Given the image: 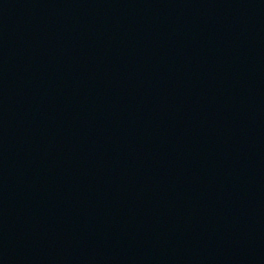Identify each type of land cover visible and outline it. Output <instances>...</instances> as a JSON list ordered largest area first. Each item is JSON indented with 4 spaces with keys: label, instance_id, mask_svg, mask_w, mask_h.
<instances>
[{
    "label": "water",
    "instance_id": "obj_1",
    "mask_svg": "<svg viewBox=\"0 0 264 264\" xmlns=\"http://www.w3.org/2000/svg\"><path fill=\"white\" fill-rule=\"evenodd\" d=\"M0 264H264V0H0Z\"/></svg>",
    "mask_w": 264,
    "mask_h": 264
}]
</instances>
